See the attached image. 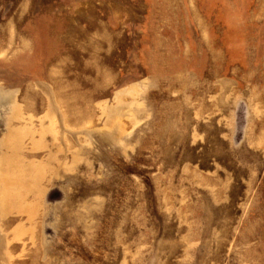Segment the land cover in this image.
<instances>
[{"label": "rangeland", "instance_id": "1", "mask_svg": "<svg viewBox=\"0 0 264 264\" xmlns=\"http://www.w3.org/2000/svg\"><path fill=\"white\" fill-rule=\"evenodd\" d=\"M0 264H264V0H0Z\"/></svg>", "mask_w": 264, "mask_h": 264}]
</instances>
